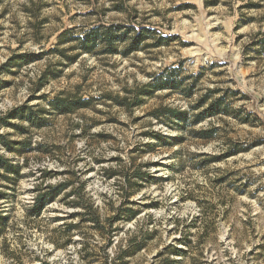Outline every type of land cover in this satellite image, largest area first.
Masks as SVG:
<instances>
[{"label": "rangeland", "instance_id": "obj_1", "mask_svg": "<svg viewBox=\"0 0 264 264\" xmlns=\"http://www.w3.org/2000/svg\"><path fill=\"white\" fill-rule=\"evenodd\" d=\"M0 135V264H264V0H0Z\"/></svg>", "mask_w": 264, "mask_h": 264}, {"label": "trees", "instance_id": "obj_2", "mask_svg": "<svg viewBox=\"0 0 264 264\" xmlns=\"http://www.w3.org/2000/svg\"><path fill=\"white\" fill-rule=\"evenodd\" d=\"M144 31V30H142ZM91 38V39H90ZM90 39L91 41V45L92 47H94V45L96 44V36H91V37H87L85 40L88 41ZM140 39L141 36H137L136 38L133 39L131 46L132 49H135L138 47L139 43H140ZM107 45V52L112 53L113 51H115V49H113V39L112 38H107L104 40ZM84 103H87V101H84ZM79 103H72V101L69 100H60V98H57L54 102L53 105L58 106V108H62L65 111H68L71 106H75L78 105ZM218 104H213L212 107L217 108ZM24 109L23 107L21 108H17L13 111V113L10 115L11 117H17L20 119H24L26 117V115H24ZM218 110V109H216ZM217 113V111H214L212 114ZM175 114H177L175 112ZM28 119H31L30 115H27ZM9 118V117H8ZM202 117H198V120L201 119ZM3 122L6 124L8 123V121H6V119H3ZM205 134H207V132H205ZM0 141L3 143V145L5 146V148H7V150H12V146L11 143L6 142L4 137L2 135H0ZM0 168H4L7 171H15L16 167L13 166L12 164H10L9 160L4 158L3 156H0ZM65 185H58V186H47L44 189H41L39 191V193L37 194V196L35 197V201L32 207V212L34 213V215H39L42 210L45 208L46 205H48L49 203H51L62 191V189L64 188Z\"/></svg>", "mask_w": 264, "mask_h": 264}, {"label": "clouds", "instance_id": "obj_3", "mask_svg": "<svg viewBox=\"0 0 264 264\" xmlns=\"http://www.w3.org/2000/svg\"><path fill=\"white\" fill-rule=\"evenodd\" d=\"M183 106L186 108L187 107V104H184Z\"/></svg>", "mask_w": 264, "mask_h": 264}]
</instances>
